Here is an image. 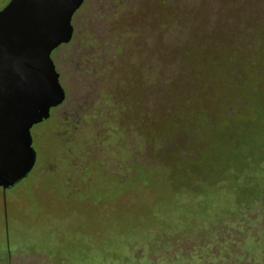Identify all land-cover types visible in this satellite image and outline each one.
I'll list each match as a JSON object with an SVG mask.
<instances>
[{
	"label": "rangeland",
	"instance_id": "rangeland-1",
	"mask_svg": "<svg viewBox=\"0 0 264 264\" xmlns=\"http://www.w3.org/2000/svg\"><path fill=\"white\" fill-rule=\"evenodd\" d=\"M211 1L212 6L216 5L217 0ZM223 1L219 0V4L223 5ZM199 2L185 0L186 10L196 8ZM250 4L254 7L249 11L225 7L222 13L226 14L214 26L223 31L232 22L242 23L245 16L263 29L259 37L264 40V0H251ZM241 5L240 2L239 8ZM98 9L92 8L89 14L92 12L93 16L95 11L93 17L97 22L91 28L100 36L104 27L100 20L103 11ZM86 16L79 14L78 19ZM195 24L190 22L189 30ZM84 29L85 24L79 23L81 34L72 45L59 49L57 59L62 60L61 55L71 47L87 48L88 37L81 35L92 31ZM100 37L95 48L106 55L105 41L109 36ZM190 38V34H183L180 41L188 43ZM82 40L84 44H80ZM261 45L264 46V41ZM144 50L140 53L142 63L148 55ZM167 55H162L159 65H167L169 69L179 65V61L174 62ZM250 55L251 64L243 67L248 70L243 72L247 81L246 97L230 121L214 129L210 144L203 148V156L196 162L179 165L177 176L173 175L169 181V190L160 197L138 201L132 197V204L123 202L120 188L113 189L111 194L100 193L106 186L103 180L92 176L87 183L76 176L75 169L61 155L57 133L61 132L64 119L69 121L68 125L80 120L92 107L96 86H101L96 83L93 87L85 82L87 79L84 81L83 73L89 70L86 64L82 65V72H77L75 67L80 60L74 66L66 57L62 81L67 99L51 119L32 129L33 147L38 154L35 168L14 188L4 191L0 187V264H80L105 256L103 261H106L117 255L93 249L112 247L115 240H121L127 250L143 249L139 257L141 264L150 246L157 251L156 256H161L162 249L173 251V264H217V258L210 254L215 243L237 244L240 238L236 239V235L248 232L249 241H245L249 244L254 232L264 233L261 221L264 214V53L257 51ZM110 197L116 202H108ZM232 231L236 232L235 237ZM226 233L230 234L228 238ZM259 243L264 246V239ZM197 244L204 246L205 255L201 259L182 256L180 249ZM228 262L224 260L223 264Z\"/></svg>",
	"mask_w": 264,
	"mask_h": 264
},
{
	"label": "trees",
	"instance_id": "trees-1",
	"mask_svg": "<svg viewBox=\"0 0 264 264\" xmlns=\"http://www.w3.org/2000/svg\"><path fill=\"white\" fill-rule=\"evenodd\" d=\"M184 2L156 0L151 11L155 12L156 18V56L150 50V39L144 41L141 38V49L148 54L144 57L147 70H142L141 74V81L147 83H142L141 93L133 85H126L122 96L118 93L111 96L104 108L97 110L99 113L83 116L70 125L64 119L63 128L61 126V132L57 133L61 155L70 168L75 169L76 176L87 183L91 182L92 176L103 180L106 186L100 193L111 194L113 189L120 188L122 200L128 204H132V197L137 201L147 197L157 199L169 190V181L173 175L177 176L179 165L196 162L203 156V148L210 144L214 129L228 123L246 97L244 73L248 70L243 67L251 64L250 52L264 53L261 45L264 40L259 37L263 29L257 28L245 16L242 23L232 22L223 31L214 26L226 14L222 9L229 6L236 11H249L254 7L251 0H225L223 5L217 0L213 6L211 0H200L196 8L187 10ZM151 12L142 8L138 13L129 14L135 19L141 18L137 25L141 24L143 34L146 28L143 20L151 18ZM192 21L196 24L189 30L188 24ZM183 34H190L188 43L180 41ZM164 53L174 62L179 61V65L171 69L159 65ZM157 57L160 58L157 60ZM153 59L157 81L155 101L150 93ZM108 200L116 202L112 197ZM261 217L264 224V214ZM254 234L249 244L246 243L248 232L236 235V239L240 238L237 244L225 246L217 242L210 254L217 258V264H223L224 260L230 264H264V246L259 243L261 238L264 239V233ZM121 242L115 240L112 247L93 249L117 255V258L103 261L106 256L94 257L80 264H141L139 257L143 249L127 250ZM146 251L144 264L175 262L171 257L173 251L159 250L162 257L167 255V259L156 256L157 251L152 246ZM180 251L183 257L201 259L205 255L203 244L185 246Z\"/></svg>",
	"mask_w": 264,
	"mask_h": 264
},
{
	"label": "water",
	"instance_id": "water-1",
	"mask_svg": "<svg viewBox=\"0 0 264 264\" xmlns=\"http://www.w3.org/2000/svg\"><path fill=\"white\" fill-rule=\"evenodd\" d=\"M84 0H12L0 10V187L36 166L32 129L66 99L52 52L73 38Z\"/></svg>",
	"mask_w": 264,
	"mask_h": 264
},
{
	"label": "flooded vegetation",
	"instance_id": "flooded-vegetation-1",
	"mask_svg": "<svg viewBox=\"0 0 264 264\" xmlns=\"http://www.w3.org/2000/svg\"><path fill=\"white\" fill-rule=\"evenodd\" d=\"M12 0H0V10H3ZM156 6V0H84L81 8L75 13L72 19V25L74 28L73 38L69 43H64L57 47L52 52V60L55 65V69L59 74V80L61 85L63 86L66 92L67 99V89L65 84L63 83V75H62V66L65 65L67 59L70 62L77 63L75 69L77 72H82L80 69L84 68L82 65L85 64L88 66L89 70H86L84 75V81L95 87L96 83L101 84V86H96L95 88L96 96L95 100L92 101V107L89 108V111L81 116L86 115H95L99 113L97 110H102L103 105L106 101L111 97L115 96L116 93L122 94L125 91L126 85H133L135 90L138 93H141V86L144 81H141L142 70H147V60L144 59V65L141 62L140 53H141V38H144V41H147V38L150 39L151 43V52L153 51V56L155 57V45L157 38L156 31V18L155 12H151L154 10L153 8ZM92 8H99L98 11H103V14L100 18L103 24V33L100 36H109V38L105 41L107 44V53L109 54H100V52L96 51L95 44L98 45L99 39L101 37L97 34L93 33V29L91 26L97 22L94 20L95 11L92 12L91 15L89 11ZM142 8H146L151 12V18H144L145 25V33H140V25L138 26V21L141 20L135 19L131 17L130 13H138ZM104 9H107L104 11ZM93 11V10H92ZM79 14L87 15L86 18H80ZM97 15H101V12H96ZM89 17V18H87ZM79 23L85 24V29L87 32L90 29L91 34H82L81 37L87 38V48L86 49H73L72 47L66 54L61 55V59L56 58V54L59 49L63 46L72 45L75 41V38L78 34H81L80 31H83V28L78 32ZM148 24V25H147ZM88 26H90L88 28ZM149 28V34H147V30ZM133 30V31H132ZM132 31V32H131ZM80 44H84V40L80 41ZM92 48V49H91ZM84 51V54L81 53ZM81 53V55H80ZM78 54V55H77ZM78 58V59H77ZM151 81H150V93L153 95V100L155 96V90L157 88L156 75L154 72L156 71L155 59L151 60ZM79 68V69H78ZM87 69V68H85ZM153 72V73H152ZM147 81L144 82L146 85ZM65 99V101H66ZM64 101V102H65ZM62 105V104H61ZM60 105V106H61ZM55 107L51 110L50 118H52L54 112L60 107Z\"/></svg>",
	"mask_w": 264,
	"mask_h": 264
}]
</instances>
